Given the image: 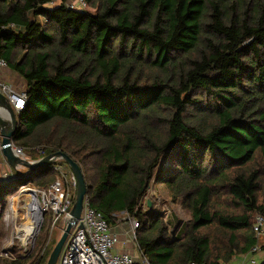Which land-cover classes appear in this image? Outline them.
I'll list each match as a JSON object with an SVG mask.
<instances>
[{
	"label": "trees",
	"instance_id": "trees-1",
	"mask_svg": "<svg viewBox=\"0 0 264 264\" xmlns=\"http://www.w3.org/2000/svg\"><path fill=\"white\" fill-rule=\"evenodd\" d=\"M67 1L0 0V55L28 94L13 144L75 160L111 225L139 221L150 264L248 253L264 214V0H86L95 13ZM59 161L12 168L0 217L20 186L55 182ZM153 183L190 215L175 240L144 208ZM46 232L31 257L0 264H47Z\"/></svg>",
	"mask_w": 264,
	"mask_h": 264
},
{
	"label": "built area",
	"instance_id": "built-area-1",
	"mask_svg": "<svg viewBox=\"0 0 264 264\" xmlns=\"http://www.w3.org/2000/svg\"><path fill=\"white\" fill-rule=\"evenodd\" d=\"M56 4V3H52ZM67 6L74 9L90 11L86 0H68ZM8 67L6 60L0 55V70ZM0 92L4 94L16 112L22 110L27 102L26 90L17 91L10 84L0 81ZM0 135V148H1ZM13 150L21 158H27L22 147L13 144ZM43 154V150H39ZM62 172V167H56ZM12 172L5 174L6 180L12 178ZM19 195L25 194L27 201L24 222L17 228L21 241L25 246L33 247L46 226L53 237L61 235L71 218V209L77 194V179L73 172L69 177L63 175L48 187H37L25 184L19 187ZM82 224V227H78ZM133 229L139 227V221L132 218ZM254 232L257 238H264V214L258 213L255 218ZM136 237V236H135ZM53 239L46 244L49 248ZM118 237L112 225L104 215L95 209L88 196L85 197L82 215L74 226L69 239L62 251L61 264H135L134 256L129 252L114 251ZM263 256L262 244L257 243L250 251L243 254L242 263L259 264L258 258ZM16 260V259H15ZM150 264L149 259L141 253V263ZM196 264V263H193Z\"/></svg>",
	"mask_w": 264,
	"mask_h": 264
},
{
	"label": "rangeland",
	"instance_id": "rangeland-1",
	"mask_svg": "<svg viewBox=\"0 0 264 264\" xmlns=\"http://www.w3.org/2000/svg\"><path fill=\"white\" fill-rule=\"evenodd\" d=\"M90 8V6H89ZM90 12L95 13L96 8L91 7ZM7 70L12 77L8 76H1L0 81L10 84L14 87L15 90L20 91L26 89V82L17 72L13 71L9 67L2 69ZM0 70V71H2ZM8 120V119H7ZM40 154V153H39ZM28 157L31 159L29 160H37L41 157L35 159L30 155L27 154ZM42 155V154H40ZM61 160V159H60ZM64 161V160H62ZM0 162L1 169H0V184L6 182L5 174L8 173L9 169L7 168V160L3 156L0 148ZM65 162V161H64ZM168 163V162H165ZM62 167V172H57V179L63 177V175L69 177L72 173L70 167L65 163H59L55 167ZM7 168V169H6ZM19 169L25 170V168L20 167ZM19 188L16 191H13L9 195L8 205L5 211L3 212L2 218L0 217V263L4 260H15V259H26L31 257L32 254H35L36 250L38 249V244H40V239L38 244L34 245L33 247L25 246L21 241V234L18 233L17 228L24 222V214L25 208L22 206L27 201L26 195L22 194L19 195ZM150 199L151 203H155V209L159 210L160 214L164 215V219L169 224V231L171 233L172 238L175 240L177 236L183 231L186 224H188L190 220V215L185 207V205L180 202H173L171 199V192L170 189L162 183L159 184H152V187L148 193V197L144 202V208L147 209V200ZM151 204V206H152ZM122 215V214H121ZM46 230V226L44 227ZM135 232V230H134ZM41 235V234H40ZM62 235V234H61ZM59 234H55L53 237L47 231L43 237L45 245L49 242L50 239H53L49 248H51V252L56 245L57 241L60 239ZM37 242V241H36ZM259 243H264V238H259ZM37 247V248H36ZM50 252V254H51ZM50 256V255H49ZM62 254L57 262V264H61ZM243 255H236L233 260L229 264H243L242 263ZM49 259V257H48ZM259 261V258H258ZM260 262V261H259ZM244 264L245 261H244Z\"/></svg>",
	"mask_w": 264,
	"mask_h": 264
},
{
	"label": "water",
	"instance_id": "water-1",
	"mask_svg": "<svg viewBox=\"0 0 264 264\" xmlns=\"http://www.w3.org/2000/svg\"><path fill=\"white\" fill-rule=\"evenodd\" d=\"M17 127V112L12 107L8 98L0 92V135L2 137L1 152L6 158L8 164L14 169L23 167L32 174L36 173L39 169L45 166L51 165L56 160L61 159L66 162L77 179V194L74 205L71 209V218L67 222L64 232L54 246L47 261V264H57L74 226L78 223L82 215L85 197L87 196V183L85 176L81 166L63 151L50 153L37 160H29L27 158L24 159L16 155L13 150V136ZM147 203L149 206L152 204L150 199L147 200ZM78 227H82V224H79Z\"/></svg>",
	"mask_w": 264,
	"mask_h": 264
},
{
	"label": "crops",
	"instance_id": "crops-1",
	"mask_svg": "<svg viewBox=\"0 0 264 264\" xmlns=\"http://www.w3.org/2000/svg\"><path fill=\"white\" fill-rule=\"evenodd\" d=\"M0 75L12 77V75L7 70L0 71ZM1 164L2 163L0 162V169H1ZM7 168L9 169L8 173H11L12 167L8 163H7ZM112 230L118 237V243L114 251L129 252L134 256L135 263L140 264L141 263V252H140L139 247L137 246L136 237L134 236L132 217H130L127 214L121 215L119 219L117 220V222L112 225ZM263 255H264V252H263ZM262 257L263 256L259 257V261H261ZM247 264H250V263H247Z\"/></svg>",
	"mask_w": 264,
	"mask_h": 264
},
{
	"label": "bare ground",
	"instance_id": "bare-ground-1",
	"mask_svg": "<svg viewBox=\"0 0 264 264\" xmlns=\"http://www.w3.org/2000/svg\"><path fill=\"white\" fill-rule=\"evenodd\" d=\"M5 114V113H4ZM6 115V114H5Z\"/></svg>",
	"mask_w": 264,
	"mask_h": 264
}]
</instances>
